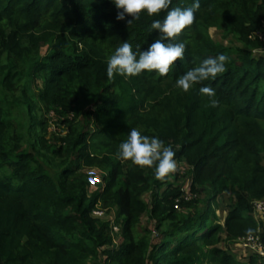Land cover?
Masks as SVG:
<instances>
[{
	"label": "trees",
	"instance_id": "16d2710c",
	"mask_svg": "<svg viewBox=\"0 0 264 264\" xmlns=\"http://www.w3.org/2000/svg\"><path fill=\"white\" fill-rule=\"evenodd\" d=\"M192 2L172 0L128 23L110 0H0V264H263L253 254L239 261L219 243L252 233L264 240V212L253 214L264 199V0H200L173 40L186 47L167 75L106 74L116 47L146 49L160 38L152 21ZM215 26L242 46L212 39ZM220 53L222 73L188 92L175 87ZM202 86L215 90V106ZM51 116L65 127L50 134L54 141L46 136ZM132 128L175 152L191 198L170 180L175 171L157 178L155 166L118 157ZM91 167L101 171L96 187L87 183ZM201 188L212 201L233 197L223 224L211 201L194 210ZM95 208L116 209L120 242ZM143 214L153 231H136Z\"/></svg>",
	"mask_w": 264,
	"mask_h": 264
},
{
	"label": "clouds",
	"instance_id": "9594fccd",
	"mask_svg": "<svg viewBox=\"0 0 264 264\" xmlns=\"http://www.w3.org/2000/svg\"><path fill=\"white\" fill-rule=\"evenodd\" d=\"M117 9V20H138L142 11L147 15L159 14L168 9L172 0H110ZM200 8V0H193L190 7L172 8L167 11L163 19L152 21L150 31L156 30L159 39H155L146 49L133 51L128 42H123L116 47L107 59L106 74L108 78L116 75L134 77L144 72H156L165 76L170 66L184 56L185 44L174 43L173 40L186 26L193 23L195 13ZM227 57L217 54L214 57L203 59L198 67L188 70L175 81V87L188 92L195 85L209 78H215L224 71ZM199 93L211 98L213 106L217 103L214 99L215 90L208 86L199 88ZM117 155L122 160H130L133 164L152 168L155 166L157 178H163L174 172L176 162L175 152L164 145L157 136L142 135L140 131L132 128L128 131L127 138L119 144Z\"/></svg>",
	"mask_w": 264,
	"mask_h": 264
},
{
	"label": "rangeland",
	"instance_id": "374dc122",
	"mask_svg": "<svg viewBox=\"0 0 264 264\" xmlns=\"http://www.w3.org/2000/svg\"><path fill=\"white\" fill-rule=\"evenodd\" d=\"M208 33L212 37V39H214L217 42L222 43L223 45H227V46L240 45V46H242V43L235 36H231V35L225 36L223 30L220 27H217V26L211 27L209 29ZM45 50H46V48L43 49V52H45ZM254 52H256V51H254ZM258 52L263 54L264 51L258 50ZM50 121H51V123L49 125L48 133L46 136H47V138H49V136H50V140L54 141V140H52V137L50 134H53V133L63 134L65 132V127L63 124H58V122H55L56 120L52 116L50 117ZM98 172H99L100 177H101L102 176L101 171L98 170ZM175 172H176L175 177H170V180H174V182H177L183 188L184 194L186 196L185 199L191 198L193 195L188 193V184L190 183L188 168L185 166V164L183 162H178V163L176 162ZM90 189L92 190V188H90ZM210 193L211 192L208 188H201L200 189L198 197L201 201L199 204H197L195 206L194 210L196 212L202 211L204 208H206L207 204H210L209 201H211V205L215 209V215H216L217 220L221 224H223L224 223V216H225L229 206H231L233 204V197H230L229 195L222 193V194H219L216 196L215 201H212L210 198L211 197ZM151 194H152L151 192L144 193L142 195L143 200L146 202L150 201L152 198ZM115 212H116L115 208H113L109 211H105V214L102 216L101 219H103V220L109 219L110 221H112L113 225H116ZM253 214L255 216L257 215V213L255 211H253ZM154 226H155V221L150 220L149 217L147 216V214H143L141 217L140 224L138 225L136 231L139 232L143 228H149L153 231ZM156 233H154V235H156ZM115 241L120 242L121 238H119V236H115ZM239 244L240 243L235 242V241L228 243V244L220 242L219 246L220 247L227 246V247L231 248L232 250L235 251V255L239 261L247 262L249 260V257L252 256V253H250L249 251L244 250L241 247H239L240 246ZM254 258L256 259L255 256H254ZM90 264H93V262ZM100 264H103V262L102 263L100 262ZM202 264H208V261L204 260L202 262Z\"/></svg>",
	"mask_w": 264,
	"mask_h": 264
},
{
	"label": "built area",
	"instance_id": "2783aa9c",
	"mask_svg": "<svg viewBox=\"0 0 264 264\" xmlns=\"http://www.w3.org/2000/svg\"><path fill=\"white\" fill-rule=\"evenodd\" d=\"M86 179L90 187H96L102 183V178L95 167H91L86 170ZM253 208L256 213H263L264 199L255 200L253 202ZM91 214L95 217L102 218V216L105 214V211L95 208L91 211ZM112 231L118 234L119 227L117 225H112ZM239 242L242 249L247 250L253 255L257 256V258L264 264V240L259 236L258 233H252L243 236L239 239Z\"/></svg>",
	"mask_w": 264,
	"mask_h": 264
}]
</instances>
